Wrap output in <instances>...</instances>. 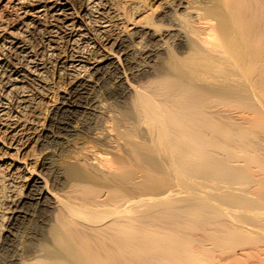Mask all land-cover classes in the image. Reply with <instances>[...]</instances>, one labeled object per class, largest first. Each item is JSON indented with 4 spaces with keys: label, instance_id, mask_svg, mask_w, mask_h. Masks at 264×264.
Masks as SVG:
<instances>
[{
    "label": "bare ground",
    "instance_id": "obj_1",
    "mask_svg": "<svg viewBox=\"0 0 264 264\" xmlns=\"http://www.w3.org/2000/svg\"><path fill=\"white\" fill-rule=\"evenodd\" d=\"M198 224L264 246V0H0V264H220Z\"/></svg>",
    "mask_w": 264,
    "mask_h": 264
},
{
    "label": "rangeland",
    "instance_id": "obj_2",
    "mask_svg": "<svg viewBox=\"0 0 264 264\" xmlns=\"http://www.w3.org/2000/svg\"><path fill=\"white\" fill-rule=\"evenodd\" d=\"M256 169V168H255ZM254 169V170H255ZM199 226L197 227L198 228V230H193V231H191V232H193V233H190V231L188 232V234L191 236H197V234L199 235V237L201 238H204V236L206 235V233L204 234V232L202 231V225L200 226V224H198ZM199 228H201V229H199ZM208 229H210V230H208L209 232L211 231V229L212 228H208ZM197 231H199V232H197ZM207 231V232H208ZM196 233V234H195ZM202 233V234H201ZM201 234V235H200ZM204 234V235H203ZM209 234V233H208ZM206 236H208V235H206ZM205 236V237H206ZM194 237V238H195ZM198 237V236H197ZM198 237V239H200ZM206 239L208 240V238L206 237ZM200 240H202L203 242H204V244L206 245V247L208 246H210V248L208 249V250H211V248H212V245H213V248H212V251H214V254H213V252H211V253H209L208 251H207V253H206V255H205V252L204 253H202V255L200 256V259H201V257L203 256V254L205 255V256H203V258L205 259V257L206 256H209L210 254H212L211 256V259H213V258H215L214 259V263L215 262H217V263H220V264H230L231 262H234L235 264H264V261H262L260 258H258V256H257V251H259L260 249H263L264 248V246H262V244L260 245V244H258V245H255V246H253V245H246L245 247L242 245V246H239V247H234L233 246V249H231L232 248V246H225L224 245V247L222 248V247H218L217 245V243L214 241L213 242V240L211 239V241H210V239L207 241V240H205V239H200ZM207 241V242H206ZM210 242V243H209ZM213 244H212V243ZM200 243H201V241H200ZM207 243H209V245L207 244ZM214 243H216V247H215V244ZM196 246H198V245H195L194 247L196 248ZM199 246H204V245H199ZM198 246V247H199ZM221 246V245H220ZM223 246V245H222ZM216 249H215V248ZM242 247H243V249L245 248V252H246V250H248V248H250L249 250L251 251H247L246 253H245V255H243L244 254V250L242 249ZM246 247H248V248H246ZM253 247H255V248H253ZM259 247H260V249H259ZM262 247V248H261ZM201 248V247H200ZM236 248V249H235ZM223 249V250H222ZM242 249V250H241ZM259 249V250H258ZM202 250V249H201ZM226 251V252H225ZM239 251H241V252H239ZM222 252V253H221ZM223 252H224V254H223ZM228 252V253H227ZM243 252V253H242ZM250 252V255L249 256H247L246 254H248ZM252 252H253V254L255 255V253H256V255L254 256L253 254H252ZM209 253V255H207ZM215 253H216V255H215ZM232 253V254H231ZM236 253V254H235ZM219 254V255H218ZM227 254V255H226ZM230 254V255H229ZM216 256V257H214V256ZM233 255V256H232ZM230 256V257H229ZM221 257V258H220ZM238 257H240L241 259H239ZM243 257V258H242ZM254 257V258H253ZM202 258V259H203ZM208 258H210V256L208 257ZM207 258V259H208ZM247 258V259H246ZM218 259V260H217ZM219 259H220V261H219ZM225 259V260H224ZM217 260V261H216ZM238 260V261H237ZM261 260V261H260ZM226 261H228V262H226ZM234 263H231V264H234Z\"/></svg>",
    "mask_w": 264,
    "mask_h": 264
}]
</instances>
